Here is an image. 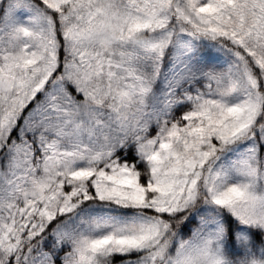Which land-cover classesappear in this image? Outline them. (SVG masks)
<instances>
[{
    "label": "snow or ice",
    "instance_id": "obj_1",
    "mask_svg": "<svg viewBox=\"0 0 264 264\" xmlns=\"http://www.w3.org/2000/svg\"><path fill=\"white\" fill-rule=\"evenodd\" d=\"M0 264H264V0H0Z\"/></svg>",
    "mask_w": 264,
    "mask_h": 264
}]
</instances>
